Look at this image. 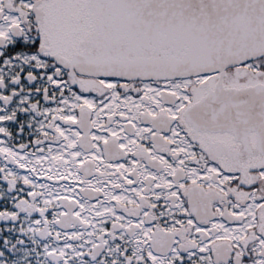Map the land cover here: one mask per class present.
<instances>
[{"label": "snow or ice", "instance_id": "snow-or-ice-1", "mask_svg": "<svg viewBox=\"0 0 264 264\" xmlns=\"http://www.w3.org/2000/svg\"><path fill=\"white\" fill-rule=\"evenodd\" d=\"M0 264H264V0H0Z\"/></svg>", "mask_w": 264, "mask_h": 264}]
</instances>
